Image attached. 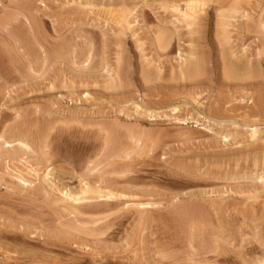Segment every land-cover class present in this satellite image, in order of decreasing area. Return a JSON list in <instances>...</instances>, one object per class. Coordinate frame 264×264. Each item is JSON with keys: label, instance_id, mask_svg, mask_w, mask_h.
<instances>
[{"label": "rangeland", "instance_id": "rangeland-1", "mask_svg": "<svg viewBox=\"0 0 264 264\" xmlns=\"http://www.w3.org/2000/svg\"><path fill=\"white\" fill-rule=\"evenodd\" d=\"M201 1L0 0V264L264 256V0Z\"/></svg>", "mask_w": 264, "mask_h": 264}, {"label": "bare ground", "instance_id": "bare-ground-1", "mask_svg": "<svg viewBox=\"0 0 264 264\" xmlns=\"http://www.w3.org/2000/svg\"><path fill=\"white\" fill-rule=\"evenodd\" d=\"M165 1H167V0H165ZM169 1V0H168ZM232 1V0H231ZM233 2H235V1H233ZM240 2V1H239ZM141 3V2H140ZM171 3V2H170ZM173 3V2H172ZM182 3V4H181ZM218 3H219V1H218ZM206 3H204V2H202L201 0H176V3H173L172 5H171V9L173 10L172 12H175L176 13V15H177V17H178V19L180 20V22L182 21L183 22V24H185V26L187 27V28H189V29H193L194 30V28L195 27H200L199 26V24H200V22H201V17H202V15L205 13V10H204V5H205ZM215 4V3H214ZM221 5V4H220ZM224 5V4H223ZM222 5V6H223ZM228 5V4H227ZM238 5V4H237ZM236 5V6H237ZM234 6V5H233ZM232 6V7H233ZM236 6H235V8H236ZM214 7V6H213ZM231 7V6H230ZM230 7L228 8V9H230ZM238 7V6H237ZM240 7V6H239ZM169 8V7H168ZM135 9H136V7H135ZM134 9V10H135ZM167 9V8H166ZM170 9V10H171ZM227 9V10H228ZM241 9V8H240ZM116 10V9H115ZM208 10V9H207ZM231 10V9H230ZM117 11H118V9H117ZM133 11V10H132ZM169 11V10H168ZM171 12V11H170ZM217 12V11H216ZM219 12V11H218ZM224 12V11H223ZM223 12H222V14H223ZM226 12V11H225ZM239 12V11H238ZM243 12V11H242ZM245 12V11H244ZM125 13V12H124ZM228 13V12H227ZM234 13V12H233ZM207 14V13H206ZM225 14V13H224ZM128 15V14H127ZM225 15H227V14H225ZM231 15H233L232 13H231ZM230 15V16H231ZM247 15V14H246ZM260 15V14H259ZM238 16H240V15H238ZM129 17V16H128ZM204 17V16H203ZM218 17V16H217ZM220 17V16H219ZM226 16H224V18H225ZM228 17H229V15H228ZM231 17H233V16H231ZM241 17V16H240ZM123 18V17H122ZM215 18V17H214ZM124 19V18H123ZM218 19V18H217ZM223 19V18H222ZM221 19V20H222ZM235 19V18H234ZM258 19V18H257ZM256 19V20H257ZM225 20V19H224ZM230 20H232V18L230 19ZM207 21V20H206ZM122 22V21H121ZM128 22V21H127ZM176 22V21H175ZM178 22V21H177ZM213 22V21H212ZM227 22V21H226ZM235 22V21H234ZM164 23V22H163ZM209 23V22H208ZM216 23H218V22H216ZM215 23V24H216ZM231 23V22H230ZM252 23V22H251ZM260 24L259 25H261V28L264 30V23L261 21V22H259ZM124 24V23H123ZM174 24H176V23H174ZM179 24V23H178ZM215 24H214V26H215ZM120 25V24H119ZM125 25V24H124ZM203 25V24H202ZM218 26H221L222 27V25H224L221 21L217 24ZM230 25V24H229ZM238 25V24H237ZM244 25V24H243ZM127 26H129V23H128V25ZM181 26V25H180ZM247 26V25H246ZM217 27V26H216ZM161 28V27H160ZM159 28V29H160ZM164 28V27H163ZM186 28V30H188V32H189V29H187ZM223 28H225L226 29V26L224 27L223 26ZM232 28V27H231ZM258 28V27H257ZM260 28V29H261ZM185 29V28H184ZM183 29V30H184ZM202 29V28H201ZM220 29V28H219ZM225 29H223V32H225L224 30ZM238 29V28H237ZM241 29V28H240ZM259 29V28H258ZM258 29H257V34L259 35V31H258ZM261 29V30H262ZM122 30V29H121ZM161 30V29H160ZM165 30V29H164ZM200 30V29H199ZM222 30V29H221ZM220 30V31H221ZM227 30V29H226ZM236 30V29H235ZM253 30V29H252ZM174 31V30H173ZM191 31V30H190ZM241 31V30H240ZM172 32V31H171ZM187 32V33H188ZM192 32H196L197 33V31H192ZM262 32V31H261ZM260 32V33H261ZM119 33V32H118ZM122 33V32H121ZM157 33H159V32H157ZM162 33V32H161ZM164 33H166V32H164ZM186 33V34H187ZM220 34H222L223 35V33L222 32H219ZM219 33H218V36H219ZM250 33V32H249ZM253 33V32H252ZM263 33V32H262ZM172 34V33H171ZM189 34H191L190 32H189ZM217 34V33H216ZM248 34V33H247ZM157 35V34H156ZM188 35V34H187ZM194 35V34H193ZM192 35V36H193ZM214 35V34H213ZM224 35H225V33H224ZM255 37H256V32H255ZM261 35V34H260ZM16 36V35H15ZM159 36L161 37L162 35H160V33H159ZM164 36H165V34H164ZM198 36V35H197ZM227 36V35H226ZM245 36V35H244ZM166 37V36H165ZM169 38H171V36H168ZM216 37V36H215ZM158 38V37H157ZM199 38H201V37H199ZM220 38H221V36H220ZM227 38V37H226ZM159 39V38H158ZM158 39H155L156 40V42H157V40ZM161 39V38H160ZM159 39V40H160ZM168 39V38H167ZM166 39V40H167ZM193 39V38H192ZM239 39V38H238ZM190 40H191V38H190ZM205 40V39H204ZM223 40V39H222ZM226 40V39H225ZM224 40V41H225ZM240 40V39H239ZM244 40V39H243ZM162 41V40H161ZM163 41H165V39H163ZM187 41H188V39H187ZM2 42V41H1ZM169 42V41H168ZM167 41H166V44H169ZM171 42V41H170ZM197 42V41H196ZM209 42V41H208ZM226 42H227V40H226ZM201 43V42H200ZM220 43H225V42H220ZM229 43V42H228ZM227 43V44H228ZM239 43V42H238ZM241 43H243V42H241ZM261 43V42H260ZM165 44V43H164ZM190 44V43H189ZM219 44V43H218ZM160 45H162V47H163V49L164 48H166V46L165 45H163V43L162 44H160ZM192 46V45H191ZM229 46V45H228ZM161 47V46H160ZM159 47V48H160ZM224 47H226V46H224ZM230 47V46H229ZM251 47V46H250ZM199 48V47H198ZM222 48H223V46H222ZM241 48V47H240ZM246 48V47H245ZM221 49V48H220ZM224 49V48H223ZM223 49H222V51H223ZM248 49V48H247ZM254 50V49H253ZM257 50V49H256ZM256 50H254V51H256ZM261 50V49H260ZM263 50V49H262ZM199 51V50H198ZM246 51V50H245ZM188 52V51H187ZM230 52V51H229ZM229 52H227V53H229ZM232 52V51H231ZM242 52V51H241ZM257 52V51H256ZM193 53V52H192ZM191 53V54H192ZM206 53V52H205ZM201 54V53H200ZM231 54V53H230ZM250 54V53H249ZM256 54V53H255ZM188 55V54H187ZM193 55V54H192ZM207 55V54H206ZM241 55V54H240ZM244 55V54H243ZM242 55V56H243ZM245 55H247V54H245ZM188 56H191V55H188ZM198 56V55H197ZM202 56V55H201ZM229 56V55H228ZM232 56V55H231ZM185 57V56H184ZM187 57V56H186ZM220 57V56H219ZM233 57V56H232ZM196 58V57H195ZM227 58V57H226ZM229 58H231V57H229ZM238 59H236V62H233V64H230L229 63V61H228V63H227V70H228V74L233 78L234 77V79L236 80V78H238V77H240V75H244V74H241L242 72L243 73H245L244 72V70L245 69H247V68H249L250 69V67L252 68V63H251V65H250V67L248 66V64H250L249 62L251 61H249L248 63H247V57L245 56H243V57H237ZM260 58V57H259ZM180 59V58H179ZM183 59V58H182ZM182 59H181V61H182ZM190 59V58H189ZM188 59V60H189ZM192 59H193V57H192ZM205 59V58H204ZM233 59H235V58H233ZM257 59V58H256ZM238 60V61H237ZM187 59L185 60V62H183L182 63V65H180L181 67L183 66V65H185L184 66V68L182 69V74L184 73V75H186V76H188V75H190V74H193L194 72H195V70H196V68H197V64L196 63H200V61H198V62H196V63H193V62H190V61H192V60H190V61H187ZM221 61V60H220ZM225 61V60H224ZM205 62V61H204ZM227 62V61H226ZM181 63V62H180ZM223 64V63H222ZM221 64V65H222ZM257 64V63H256ZM219 65V64H218ZM254 66V65H253ZM201 67V66H200ZM223 67V66H222ZM199 69V68H198ZM198 69H197V71H198ZM215 69V68H214ZM248 69V70H249ZM257 69V68H256ZM247 70V71H248ZM261 70V69H260ZM179 71V70H178ZM223 71H225V69L223 70ZM197 73V72H196ZM201 73H203L202 71H201ZM150 74V73H149ZM178 74V73H177ZM226 74H227V72H226ZM249 74V73H248ZM251 74H252V72H251ZM145 75V74H144ZM149 76V75H148ZM178 76H181V75H179L178 74ZM241 76V77H242ZM245 76H246V74H245ZM251 76V75H250ZM247 77H248V75H247ZM255 78V77H254ZM196 79V78H195ZM234 79H232V80H234ZM249 79V78H248ZM144 80V79H143ZM192 80V79H191ZM246 83V82H245ZM259 88V87H258ZM251 92V91H250ZM225 109V108H224ZM228 110V109H227ZM210 111V110H209ZM222 112H224L223 110H221ZM217 113H219V112H217ZM209 114V113H208ZM226 114H227V112H226ZM211 115V114H210ZM215 115V114H214ZM222 115V114H221ZM213 116V115H212ZM228 116V115H227ZM219 117V116H218ZM211 120V119H210ZM222 121V120H221ZM223 122V121H222ZM225 123V122H224ZM256 130V129H255ZM259 131V130H258ZM260 132V131H259ZM256 133H258L257 131H253V136H255L256 135ZM264 134V133H263ZM262 135V134H261ZM252 136V135H251ZM251 136H250V138H251ZM255 138V137H254ZM260 138V137H259ZM264 140V139H263ZM5 141V140H4ZM18 141V140H17ZM256 142V141H255ZM16 144V143H15ZM255 144V143H254ZM3 145H4V143H3ZM5 145H6V147L7 148H11L12 147V145H11V143H9V141H8V143H6L5 142ZM17 145H19V146H22V147H24L23 145V143H18ZM26 145V144H25ZM27 146V145H26ZM251 146V145H250ZM262 146H264V145H262ZM3 147H5V146H3ZM25 148H27V147H25ZM19 149V148H18ZM20 150H21V148H20ZM19 150V151H20ZM23 150H24V148H23ZM261 150V149H260ZM18 151V153H21V152H19ZM253 152V151H252ZM261 152V151H260ZM261 153H263V152H261ZM19 155V154H18ZM256 155V154H255ZM254 155V156H255ZM11 156V155H10ZM256 157V156H255ZM258 157V156H257ZM262 157V156H261ZM260 158V157H259ZM17 159H18V157H17ZM11 160H12V158H11ZM262 161H264L263 159H262ZM254 164V163H253ZM262 165V164H261ZM264 165V164H263ZM264 169V168H263ZM260 170H262V169H260ZM262 173V172H261ZM48 173H46V174H44V175H42V176H44V182H46V183H48V181H49V177H48ZM48 177V178H47ZM263 177V176H262ZM48 179V180H47ZM46 185V184H45ZM54 185V184H53ZM84 185H86V184H84ZM47 186V185H46ZM51 186H52V184H51ZM50 186V187H51ZM88 186V185H87ZM87 186H85L83 189H80L81 191V194L82 195H85V194H87L88 195V192H89V188L87 187ZM80 187V186H79ZM82 187V186H81ZM80 187V188H81ZM91 188V187H90ZM91 190V189H90ZM64 193V192H63ZM74 194V193H73ZM73 194H70V193H65L64 195V197L66 198V199H72V201H76L78 198H75V196L73 195ZM73 195V196H72ZM86 196V195H85ZM88 198V197H87ZM99 198H100V196H99ZM104 198V197H103ZM79 200V199H78ZM88 200V199H87ZM91 200V199H90ZM71 203V202H70ZM137 203V202H136ZM144 204V203H143ZM72 205H73V203H72ZM75 206V205H74ZM71 207V206H70ZM73 208V207H72ZM78 208V207H77ZM73 209H76V208H73ZM140 210V209H139ZM149 211V210H148ZM147 212V211H146ZM204 212V211H203ZM141 214V213H140ZM149 214V213H148ZM152 216V215H151ZM210 217V216H209ZM153 218V217H152ZM146 220V219H145ZM149 220V219H148ZM150 226V225H149ZM209 228V227H208ZM204 232V231H203ZM210 232V231H209ZM133 234H135V233H133ZM250 234V233H249ZM130 236V235H129ZM128 236V237H129ZM192 236V235H191ZM188 237V236H187ZM244 237H246V236H244ZM137 238V237H136ZM100 240V239H99ZM122 240V239H121ZM157 240V239H156ZM221 240V239H220ZM250 240V239H249ZM235 241V240H234ZM255 241V240H254ZM168 242V241H167ZM243 243V242H242ZM125 244V243H124ZM245 244V243H244ZM247 244V243H246ZM252 244V243H251ZM168 245V244H167ZM173 245V244H172ZM189 245V244H188ZM237 245V244H236ZM184 246V245H183ZM219 246V245H218ZM224 246V245H223ZM230 246V245H229ZM228 246V247H229ZM231 246H232V244H231ZM149 247V246H148ZM165 247H167V246H165ZM215 247V246H214ZM222 247V246H221ZM246 247V246H245ZM254 247V246H253ZM231 248V247H230ZM247 248V247H246ZM257 248V247H256ZM129 249V248H128ZM224 249V248H223ZM119 250V249H118ZM206 250H208V249H206ZM259 250V249H258ZM116 251V250H115ZM144 251V250H143ZM151 251V250H150ZM203 251H205V250H203ZM212 251V250H211ZM108 252V251H107ZM131 252V251H130ZM191 252V251H190ZM206 252V251H205ZM207 252H209V250L207 251ZM215 252V251H214ZM250 252V251H249ZM260 252V251H259ZM114 253V252H113ZM156 253V252H155ZM240 253V252H239ZM261 253V252H260ZM186 254V253H185ZM191 254V253H190ZM200 254H202V253H200ZM209 254V253H208ZM215 254H217V253H215ZM214 254V255H215ZM244 254H246V253H244ZM264 254V253H263ZM88 255V254H87ZM152 255V254H151ZM220 255V254H219ZM259 255V254H258ZM190 256V255H189ZM218 256V255H217ZM261 256V255H260ZM99 257H100V255H99ZM188 257V256H187ZM204 257V256H203ZM254 257V256H253ZM131 258V257H130ZM185 259H186V257H184ZM184 258H183V261H184ZM257 258V257H256ZM125 259H126V257H125ZM206 259V258H205ZM255 259V258H254ZM104 261H106V259H103ZM153 260V259H152ZM213 259H211V261H212ZM55 261V260H54ZM102 261V260H101ZM109 261V260H108ZM111 261V260H110ZM133 261V260H132ZM138 261V260H137ZM163 261V260H162ZM205 262H207L206 260H204ZM204 261H203V263H204ZM236 261V260H235ZM128 262V261H127ZM134 262V261H133ZM180 262V261H179ZM190 262V261H189ZM197 262V261H196ZM93 263V262H92ZM98 263V262H97ZM132 263V262H131ZM130 263V264H131ZM136 263H138V262H136ZM171 263H173V262H171ZM192 263V262H191ZM202 263V264H203ZM220 263V262H219ZM224 263V262H223ZM249 263V262H248ZM252 263V262H251ZM126 264V263H125ZM141 264V263H140ZM161 264V263H160ZM176 264V263H175ZM185 264V263H184ZM198 264V263H197ZM233 264V263H232ZM235 264V263H234ZM254 264H264V256H262L261 258H257V261H256V263H254Z\"/></svg>", "mask_w": 264, "mask_h": 264}]
</instances>
